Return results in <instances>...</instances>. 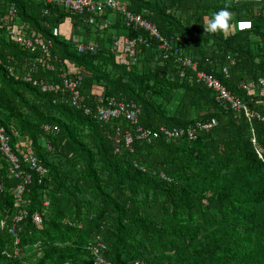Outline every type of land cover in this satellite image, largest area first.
I'll use <instances>...</instances> for the list:
<instances>
[{
    "label": "trees",
    "instance_id": "16d2710c",
    "mask_svg": "<svg viewBox=\"0 0 264 264\" xmlns=\"http://www.w3.org/2000/svg\"><path fill=\"white\" fill-rule=\"evenodd\" d=\"M123 1L170 42L167 58L152 42L137 46V64H121L109 51L112 37L144 34L127 31L119 16L107 13L103 19L113 24L100 27L102 18L89 24L90 14L72 15L60 5L0 0V18L14 6L16 20L49 40L55 58L54 70H46L37 54L7 37L0 21V126L19 156L30 152L46 169L40 183L32 173L18 196L20 180L8 176L0 156V264H92L87 247L97 237L111 264H264V122L250 124L217 106L211 91L177 62L187 55L233 97L260 111L258 96L242 86L264 82V0ZM220 9L232 13L229 27L206 31ZM239 20L250 21L251 29L236 31ZM65 23L71 25L66 39L59 33ZM79 42L94 44L95 53L78 52ZM27 62L30 76L54 84L56 91L41 92L17 79L28 71ZM61 71L81 77L80 93L92 110L98 94L134 102L144 129L185 128L211 119L215 125L193 141L159 137L150 144L134 140L126 148L128 122L99 123L73 107ZM19 210L26 216L13 248L8 227ZM34 213L41 217L38 225Z\"/></svg>",
    "mask_w": 264,
    "mask_h": 264
},
{
    "label": "built area",
    "instance_id": "2783aa9c",
    "mask_svg": "<svg viewBox=\"0 0 264 264\" xmlns=\"http://www.w3.org/2000/svg\"><path fill=\"white\" fill-rule=\"evenodd\" d=\"M36 2H44L46 4L60 5L65 12L72 15H83L84 13L90 14L92 17L86 20V23L92 24L96 18H102L103 26H111L113 21L103 19V17L110 13V15L119 16L122 26L131 32H141L144 35L131 38L127 35H115L112 37L109 51L114 55L121 64L126 66L134 65L138 63V51L137 46L143 45L149 47L152 42H155L158 46L159 54L162 58H167L168 51L171 50V45L168 40L163 38L156 26L149 21L143 19L140 15L135 14L128 10L127 3L123 0H35ZM228 3L237 4L241 0H226ZM4 26L7 27L6 35L13 41L20 49L35 53L38 55V63H40L46 70H54L55 58L51 53L52 43L49 40L36 34L29 25L19 23L17 19V11L14 6H9L3 16L0 18ZM252 24L247 20H239L235 24L236 31L250 30ZM78 52L83 53L85 51H91L95 53L96 46L94 44L74 43ZM34 61V60H33ZM177 62L180 66L190 70L193 74V80L195 83L203 85L206 89L211 91L214 103L226 109L233 111L239 116H243L250 124L254 121L264 122V82L254 84L253 82H246L242 88L250 95H257L260 101V111L253 110L249 104L241 101L238 98L233 97L230 92L225 88L222 81L215 77L213 74L199 70L195 63L191 59L185 56H178ZM35 63V61H34ZM36 65V64H35ZM34 66V65H32ZM26 72H22L16 76L17 79H22L33 86L39 88L41 92H53L56 91L55 85L42 81L34 80L30 76V69L28 62L25 64ZM185 70H183L184 72ZM179 72L180 77H184V73ZM222 76L224 79L228 78V70L222 69ZM59 79L63 91L66 90L70 97V102L76 109H82L85 114H92L94 119L99 123L108 124L115 120H125L131 126L130 130L123 132L124 147L129 148L134 140L145 141L150 144L153 140L162 137L166 140L186 138L188 141L196 139L198 132L209 131L215 125V119L209 121H197L193 125L185 128H160L158 131H151L144 129L139 125L138 117L140 109L132 101H118L113 97H105L103 95H94L92 98L94 104V110L88 107L85 103V97L80 93L82 79L80 76L71 77L66 72L61 71L59 73ZM49 127L45 126L44 130L47 131ZM117 133H120L117 130ZM119 139L116 138L115 143L118 144ZM254 142V140H253ZM117 152V150H116ZM0 156L6 162V171L9 177L18 179L20 182L16 186L15 193L20 196L24 193L27 186L30 185L34 173L38 177L39 183L46 175V169L43 168L36 156L28 152L19 156L12 148L10 137L6 134L4 129L0 126ZM2 184L0 183V192L2 191ZM43 206H48L47 202L43 203ZM26 216V212L19 210L11 218V225L8 227V232L13 238V248L18 247L20 244V231L21 222ZM32 222L35 225L41 223V217L39 214L34 213L32 216ZM3 226V223H1ZM87 249L92 253V264H111L104 258V254L107 251V246L103 243L99 237L93 239L89 243ZM7 257L10 254L4 252ZM138 264V263H136Z\"/></svg>",
    "mask_w": 264,
    "mask_h": 264
},
{
    "label": "clouds",
    "instance_id": "9594fccd",
    "mask_svg": "<svg viewBox=\"0 0 264 264\" xmlns=\"http://www.w3.org/2000/svg\"><path fill=\"white\" fill-rule=\"evenodd\" d=\"M232 13L227 9H220L213 13L208 19L206 31L216 32L217 30L226 29L229 27V20Z\"/></svg>",
    "mask_w": 264,
    "mask_h": 264
},
{
    "label": "crops",
    "instance_id": "0c3cea01",
    "mask_svg": "<svg viewBox=\"0 0 264 264\" xmlns=\"http://www.w3.org/2000/svg\"><path fill=\"white\" fill-rule=\"evenodd\" d=\"M241 1H247V0H241ZM259 2L260 1H257V3H259ZM65 24H67V23H65ZM65 24H63V25H65ZM63 25H61V27L59 29V33H60L61 37L66 39V38H68V35H70V32H71L70 27H71V25L67 24L68 26L66 28L62 29ZM79 43H81V42H79Z\"/></svg>",
    "mask_w": 264,
    "mask_h": 264
},
{
    "label": "rangeland",
    "instance_id": "374dc122",
    "mask_svg": "<svg viewBox=\"0 0 264 264\" xmlns=\"http://www.w3.org/2000/svg\"><path fill=\"white\" fill-rule=\"evenodd\" d=\"M67 26H68L67 24L63 25V26H62V29L66 28Z\"/></svg>",
    "mask_w": 264,
    "mask_h": 264
}]
</instances>
